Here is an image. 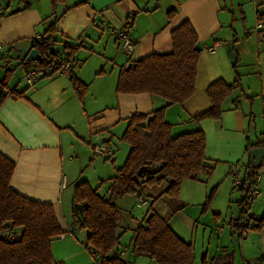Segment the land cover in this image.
<instances>
[{
  "label": "crops",
  "instance_id": "1",
  "mask_svg": "<svg viewBox=\"0 0 264 264\" xmlns=\"http://www.w3.org/2000/svg\"><path fill=\"white\" fill-rule=\"evenodd\" d=\"M161 1L66 0L56 6L53 16L51 0H0V46L9 51L10 58L9 63H3L0 53V81L7 71L15 72L18 67L22 79L15 81L8 90L24 94L20 99L6 96L0 105V153L15 166L10 186L21 196L51 204L62 232L71 228L73 237V188L80 182H87L76 176L77 166L89 156L91 159L96 156L92 149L94 144L107 146L113 153L109 160L114 163L119 151L123 154L128 149L127 145L115 140L121 129L122 134L125 131L127 119L164 107L165 120L172 126L173 137L203 131L206 162L215 164L217 179L223 183L221 198L212 206V211L218 216L225 213L223 222H227V232L223 225H215L199 250L201 258L209 262L222 249L235 254L231 244L237 238L244 262L264 264L257 263V259L264 256V223L259 230L248 228L241 237L231 230L230 221L239 217L243 193L232 190L228 177L235 165L249 166L248 144L259 143L264 147V40L259 35L264 25L256 21V13L264 11V0ZM25 6L28 9L22 11ZM172 8H176L177 13L168 20L166 14ZM54 18H58L57 39L75 46L70 57L72 77L88 89L82 101L77 98L70 78L43 77L31 88L20 84L33 64H24L26 56L34 49L33 41L43 35ZM184 21L191 24L200 47L193 96L181 105L166 106L164 100L149 94H117L115 87L120 71L148 55L171 53L170 33ZM128 22L129 28L126 27ZM115 31L130 34L134 45L132 55L120 49ZM227 47L236 55L235 71L226 55ZM52 51L60 56L66 53L62 44H57ZM236 74L240 77L241 90L225 100L221 119L204 120L199 124L192 122L193 117L210 108L207 88L217 80L232 84ZM113 167L115 172L119 168L114 164ZM258 174L261 176L259 195L250 209L256 220L264 217V160ZM114 175L105 178L107 186L103 196L107 195L109 186L106 181ZM189 182L182 184V199L201 202L204 191L197 182ZM213 184L212 188L218 185L217 182ZM233 201L238 210L236 217L230 206L226 208ZM180 204L183 209L169 220V227L182 241L192 244L191 236L185 233L190 226L189 235H192L196 226L188 223L180 227L174 222L175 216L184 213L187 206L181 200ZM142 221L131 226V216L121 210L122 232L132 233L127 248L121 244L119 247V254L127 264H132L134 257L131 252L133 230ZM254 223L251 220L250 226ZM204 235L203 231V239ZM214 235L215 241L212 240ZM62 244L61 247L53 246L52 253L54 249L59 254L60 250L69 251L80 246L74 241ZM195 247L193 245L194 250ZM91 255L99 260L98 255ZM197 257L195 255L194 264H202V260L196 263Z\"/></svg>",
  "mask_w": 264,
  "mask_h": 264
},
{
  "label": "trees",
  "instance_id": "2",
  "mask_svg": "<svg viewBox=\"0 0 264 264\" xmlns=\"http://www.w3.org/2000/svg\"><path fill=\"white\" fill-rule=\"evenodd\" d=\"M65 1L51 0L53 16L56 6ZM27 9L25 6L21 10ZM176 13V8L170 9L166 14L167 19H172ZM57 20L54 18L46 26L40 43L33 41L32 48L38 50L42 57L47 54L59 57L52 51L57 44H62L63 50L70 57L75 50L74 45L57 39ZM256 21L264 25V11L256 13ZM129 26V22L126 23V27ZM259 35L264 40V28ZM170 37L171 53L148 55L120 71L115 87L117 94H149L164 100L166 106L181 105L193 96L200 56L196 33L191 24L184 21L171 31ZM236 67L235 63L232 66L234 71ZM10 75L11 72L7 71L0 81V105L6 96L13 99L24 96L16 90H8L7 80ZM70 81L77 98L82 101L87 86L72 77V74ZM238 90H241V82L237 74L232 84L222 80L213 82L206 90L210 108L191 121L196 124L204 120L219 121L225 100ZM171 130L172 126L165 120L164 107L149 114L130 116L121 136L129 148L128 154L124 164L106 181L109 184L107 195H99V188L92 189L87 182L74 186L72 205H81L84 216L83 222H80L74 214V224L86 230V247L89 251L93 249L91 254L99 256V264H127L119 254L123 232L117 201L128 195L142 196L143 191L150 188L161 191L152 197L146 218L133 230L132 254L147 258L153 264H194L193 245L182 241L171 230L168 222L183 209L179 203L182 183H206L214 173L215 164L206 162V138L203 131L196 130L173 137ZM254 147L248 144L246 152ZM14 169V163L0 153V264H62L54 260L51 251L53 239L63 234L53 206L15 192L10 186ZM247 169L246 181L251 182L259 170L250 166ZM215 190L212 188L207 194L205 208L209 206ZM165 198L169 199L168 213L162 216L153 210V205ZM174 202L176 205L172 208ZM243 214L241 201L239 217L230 221L232 232H238L240 237L248 228L259 230L264 223V217L256 220L251 216V220L257 224L242 231L239 224ZM260 262H264V256L257 259V263ZM244 263L250 264L246 261ZM202 264H234V255L222 249L211 261L202 259Z\"/></svg>",
  "mask_w": 264,
  "mask_h": 264
},
{
  "label": "rangeland",
  "instance_id": "3",
  "mask_svg": "<svg viewBox=\"0 0 264 264\" xmlns=\"http://www.w3.org/2000/svg\"><path fill=\"white\" fill-rule=\"evenodd\" d=\"M165 2L166 0L161 1V3H165ZM16 69L17 70L15 72H12L11 75L8 77V80H7L8 87H13L15 84L14 83L15 81H17L18 79L19 80L22 79L21 69H19L18 67H16ZM20 84L23 85L25 83L21 81ZM121 136H122V129L116 135L115 140H117L119 143L123 145H126L121 140ZM128 150L129 148L125 151V153L123 152V154H122V151H119L120 152L119 157L115 159L114 163H113V160L106 161L102 157H98V156H95L91 159V156H89L88 159H85V161L82 164H79L77 166V169L75 170L76 176L83 178V180L87 181L92 188L94 189L99 188L98 193L99 195L103 196L105 194V190L107 186L105 183V180L107 179L106 177H109L115 173L113 164L115 165V167H120L121 165H123L126 160ZM217 175H218L217 170H214V173L207 184H203V183L197 184L199 185V187H201L202 191H204V198L202 199L201 202L184 201L182 199L184 198V196L182 195V186L180 190L181 195H179V203L181 200L184 203H186L187 206L184 210L185 211L184 213H181L175 216L176 218L174 222L177 223L180 227L182 226L185 227L188 223L194 224V226H196V229L194 228V230H192V235H189L190 226H189L188 232L185 233L186 236H191L192 244L196 246L194 250V259H195V255L196 256L198 255V257L196 258V263H201L202 258H201V253L199 254V250L201 251L202 245L206 244L208 233L212 231L214 226L223 225L224 230L227 232V226H226L227 222L225 224L223 222L225 219V213H222L221 216H218L217 214L214 213V211H212V208H213L212 206L214 204H217L221 198L220 192L223 187V183H219V179H217ZM228 177L231 182L230 175H228ZM100 179H104V180H100ZM101 181H104V183L100 184ZM214 182H217L218 185H216V190L212 197V200L209 203V206L205 208L204 204L206 202L207 194L209 193L211 188L215 186L213 184ZM231 185H232V182H231ZM231 187L233 190V185ZM160 191L161 189H157V188L145 189L143 191L142 197L148 203L146 206H141V207L137 206V203H136L137 196L136 195H128V196L123 197L122 199L117 201V206L121 210H123V212L126 215L131 216L132 223H133L131 226H135L136 222L144 220L146 218L147 213L150 210V203L152 202V197H154L158 192L160 193ZM233 194L238 195V193L234 191H233ZM168 202H169V199L167 198L156 201L153 205V210L155 212H158L160 215L165 216L168 213V205H167ZM175 203L176 202L172 203V208H174V206L176 205ZM228 206H230V209L232 210L231 213L233 214V216L236 217L238 215L236 203L234 202V203H231L230 205L228 203L226 205V208ZM229 216H230V212L228 214V217ZM189 218H191V220ZM126 221H128V219H126ZM74 227H75V231H74L73 237L66 236V238L64 239H60V238L53 239L51 243V251H52L53 246L54 248L56 246L61 247V245H63L62 243H64L65 241H74L75 243H79L80 246H78L77 248L75 247V249L73 250L72 248H70L68 249L69 251L60 250L59 254H57V252L54 249V254L52 253L54 260L61 262L62 264H98L99 260L97 258L92 257L91 252L86 247V243H85L86 234H87L86 230L79 228V226L76 224H74ZM203 231L205 232L204 239L202 238ZM18 234H20V232H18ZM131 235H132L131 231L127 230L121 237L120 244L124 249L127 248V246L129 245V240L131 238ZM215 237L216 235L212 237L213 241L216 240ZM233 240L234 241L231 244V248L234 249L235 254L237 255L235 257V254L232 251L234 255V263H244L242 257L240 256V251H238L239 242L237 238H234ZM130 263L148 264L151 262L147 258L134 256L131 259Z\"/></svg>",
  "mask_w": 264,
  "mask_h": 264
},
{
  "label": "built area",
  "instance_id": "4",
  "mask_svg": "<svg viewBox=\"0 0 264 264\" xmlns=\"http://www.w3.org/2000/svg\"><path fill=\"white\" fill-rule=\"evenodd\" d=\"M114 36L119 44L120 49L127 55H132L134 50V45L132 38L128 32L125 31H115ZM43 40L42 36H37L35 41L40 43ZM0 53L3 55L2 62L9 63V51L4 47L0 46ZM72 74V61L68 53H65L59 57H54L51 54L41 56L40 60L33 62V64L27 69L23 77V81L28 87H33L41 78L52 77V76H62L70 78ZM93 152L96 156L102 157L103 159L109 160L112 158V151L104 144L94 145L92 147ZM248 169L240 165H235L230 171V179L234 190L241 191L243 210L244 214L242 220L240 221V229L243 231L248 228L251 223V213L250 209L254 200L259 195L258 183L261 176L257 173L251 182L246 181L248 178ZM137 206H146L148 203L142 197L138 196L136 200ZM72 236V229L70 228L67 232L60 236V239H64Z\"/></svg>",
  "mask_w": 264,
  "mask_h": 264
},
{
  "label": "water",
  "instance_id": "5",
  "mask_svg": "<svg viewBox=\"0 0 264 264\" xmlns=\"http://www.w3.org/2000/svg\"><path fill=\"white\" fill-rule=\"evenodd\" d=\"M226 55L228 57L229 63L234 65L236 63V55L232 52L231 47H227ZM41 58L40 53L36 49H32L24 60V64H30L39 61ZM255 147L248 152L249 166L254 170H260L263 160H264V147H260L259 143L253 144ZM73 212L78 221L83 222V207L81 205H74ZM90 251H93L90 248Z\"/></svg>",
  "mask_w": 264,
  "mask_h": 264
}]
</instances>
